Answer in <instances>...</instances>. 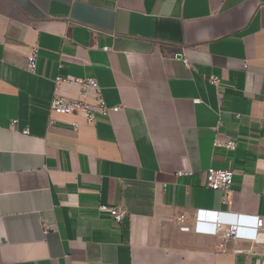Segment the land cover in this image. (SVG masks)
<instances>
[{
	"label": "crops",
	"instance_id": "0c3cea01",
	"mask_svg": "<svg viewBox=\"0 0 264 264\" xmlns=\"http://www.w3.org/2000/svg\"><path fill=\"white\" fill-rule=\"evenodd\" d=\"M59 76L119 110L50 122L54 93L92 100ZM199 209L264 218V0H0V264H264V225L197 232Z\"/></svg>",
	"mask_w": 264,
	"mask_h": 264
},
{
	"label": "built area",
	"instance_id": "2783aa9c",
	"mask_svg": "<svg viewBox=\"0 0 264 264\" xmlns=\"http://www.w3.org/2000/svg\"><path fill=\"white\" fill-rule=\"evenodd\" d=\"M102 50L107 51L109 47L103 46ZM38 51V46H33L27 56L26 68L30 72H34L35 70ZM58 82L77 84L83 95H86L87 91L91 90L93 92L92 100L66 97L54 93L49 104L50 122L55 120L56 116L80 115L87 124H93L97 114L107 115L109 112H115L120 108L117 105L110 106L106 103L101 95L99 83L93 77L59 76L56 78V83ZM210 82L216 84V77L211 78ZM72 125L77 127V121H72ZM22 132L26 134L28 130L24 129ZM213 144L227 150H234L237 146V142L234 139L214 138ZM175 174L177 176L191 175L192 171L177 169ZM233 174L231 169L214 166H209L205 171L206 186L212 190L222 191L221 198L223 202H226L231 190ZM100 209L109 211L117 222H121L125 215V210L117 206H100ZM263 225L264 218L257 215H237L199 209L195 217L194 230L197 232L215 234L220 231L222 226H225V238L260 241L263 240V237L260 235L259 229H261ZM47 230L48 228L44 227V233H47Z\"/></svg>",
	"mask_w": 264,
	"mask_h": 264
},
{
	"label": "water",
	"instance_id": "95a60500",
	"mask_svg": "<svg viewBox=\"0 0 264 264\" xmlns=\"http://www.w3.org/2000/svg\"><path fill=\"white\" fill-rule=\"evenodd\" d=\"M177 56H178V57H181V54H180V53H177Z\"/></svg>",
	"mask_w": 264,
	"mask_h": 264
}]
</instances>
